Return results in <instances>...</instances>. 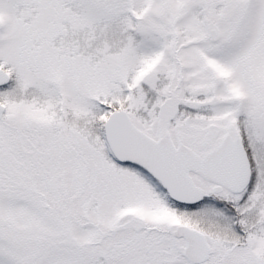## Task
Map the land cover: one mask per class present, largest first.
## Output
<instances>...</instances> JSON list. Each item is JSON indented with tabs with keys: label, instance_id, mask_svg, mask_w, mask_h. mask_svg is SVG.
Listing matches in <instances>:
<instances>
[{
	"label": "snow or ice",
	"instance_id": "obj_1",
	"mask_svg": "<svg viewBox=\"0 0 264 264\" xmlns=\"http://www.w3.org/2000/svg\"><path fill=\"white\" fill-rule=\"evenodd\" d=\"M0 264H264V0H0Z\"/></svg>",
	"mask_w": 264,
	"mask_h": 264
}]
</instances>
